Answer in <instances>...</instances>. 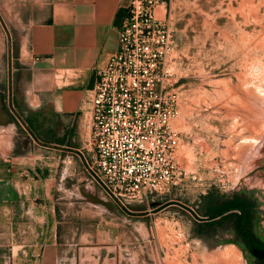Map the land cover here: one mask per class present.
I'll return each instance as SVG.
<instances>
[{"label": "rangeland", "instance_id": "rangeland-1", "mask_svg": "<svg viewBox=\"0 0 264 264\" xmlns=\"http://www.w3.org/2000/svg\"><path fill=\"white\" fill-rule=\"evenodd\" d=\"M28 9V0H0L8 31ZM168 14L167 72L179 92L177 177L164 191L114 198L89 172L87 143L82 160L63 162L57 174L62 233L53 264H258L226 241L236 238L231 222L194 215L208 217L242 191L264 201V0H176L157 9L159 18ZM4 37L0 71L11 58ZM0 101L8 112L6 89ZM171 200L194 212L180 205L154 211Z\"/></svg>", "mask_w": 264, "mask_h": 264}, {"label": "crops", "instance_id": "crops-1", "mask_svg": "<svg viewBox=\"0 0 264 264\" xmlns=\"http://www.w3.org/2000/svg\"><path fill=\"white\" fill-rule=\"evenodd\" d=\"M129 3L28 0L27 18L11 31L0 11L11 45L0 71L9 104L7 112L0 101V264H53L59 256L57 174L63 162L82 160L96 71L118 48Z\"/></svg>", "mask_w": 264, "mask_h": 264}, {"label": "built area", "instance_id": "built-area-1", "mask_svg": "<svg viewBox=\"0 0 264 264\" xmlns=\"http://www.w3.org/2000/svg\"><path fill=\"white\" fill-rule=\"evenodd\" d=\"M174 1L130 0L118 48L96 71L89 169L117 199L164 191L177 177L179 92L167 72L174 36L170 15L157 16Z\"/></svg>", "mask_w": 264, "mask_h": 264}, {"label": "flooded vegetation", "instance_id": "flooded-vegetation-1", "mask_svg": "<svg viewBox=\"0 0 264 264\" xmlns=\"http://www.w3.org/2000/svg\"><path fill=\"white\" fill-rule=\"evenodd\" d=\"M256 192L242 191L226 196L221 204L222 222H231L229 232L236 238L226 240L247 251L253 250L258 264H264V201ZM248 253V252H247Z\"/></svg>", "mask_w": 264, "mask_h": 264}, {"label": "water", "instance_id": "water-1", "mask_svg": "<svg viewBox=\"0 0 264 264\" xmlns=\"http://www.w3.org/2000/svg\"><path fill=\"white\" fill-rule=\"evenodd\" d=\"M4 26V25H3ZM10 97V96H9ZM80 155H82V153H80ZM89 172L91 173V175L96 179V181L110 194V191L106 188V186L104 185V183L99 179V177L97 175H95L91 170H89ZM169 205H180L183 209H185L187 212L189 213H193L194 210L193 208L187 206V205H184V204H181V203H178L177 201H174V200H171V201H167L165 203H163L162 205L158 206L157 208H155V212L159 211V210H162L163 208L169 206ZM195 219L198 220V221H208L209 218L208 217H203V216H199V215H194Z\"/></svg>", "mask_w": 264, "mask_h": 264}, {"label": "trees", "instance_id": "trees-1", "mask_svg": "<svg viewBox=\"0 0 264 264\" xmlns=\"http://www.w3.org/2000/svg\"><path fill=\"white\" fill-rule=\"evenodd\" d=\"M221 214H222V207L219 206L213 212H211L210 214H208L209 220L208 221H205V222L207 224H209V223L211 224L214 219H217V218L221 219ZM246 250H247V252H248V254L250 256H255L253 250H250V249H246Z\"/></svg>", "mask_w": 264, "mask_h": 264}]
</instances>
